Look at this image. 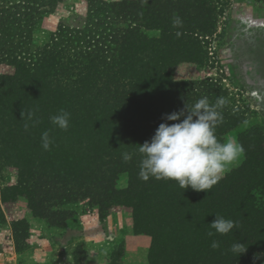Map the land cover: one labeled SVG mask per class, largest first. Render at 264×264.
<instances>
[{
	"label": "trees",
	"instance_id": "trees-1",
	"mask_svg": "<svg viewBox=\"0 0 264 264\" xmlns=\"http://www.w3.org/2000/svg\"><path fill=\"white\" fill-rule=\"evenodd\" d=\"M45 2L0 0V67L18 72L0 73V200H22L30 218L52 224H64L71 217L64 208L82 201L102 215L130 208L135 235L150 239L144 264L264 263L258 128L239 134L245 160L210 192L139 176V145L151 140L164 114L204 96L210 103L227 96L212 81L180 82L173 75L182 64H198L204 39L216 33L213 0H86L85 16H64L55 30L42 32L53 13ZM177 16L182 26L174 27ZM151 25L159 35L145 32ZM61 109L71 114L67 131L51 122ZM27 112L39 123L22 119ZM222 114L216 135L223 141L246 117L228 105ZM45 131L53 141L48 151L41 146ZM124 152L133 153L131 161L124 162ZM12 170L16 181L9 186L5 177ZM217 214L239 228L209 236ZM30 218L12 222L19 253L31 236ZM238 242L247 248L239 256L231 251ZM124 250L118 247L110 264H123Z\"/></svg>",
	"mask_w": 264,
	"mask_h": 264
},
{
	"label": "rangeland",
	"instance_id": "rangeland-1",
	"mask_svg": "<svg viewBox=\"0 0 264 264\" xmlns=\"http://www.w3.org/2000/svg\"><path fill=\"white\" fill-rule=\"evenodd\" d=\"M212 3L217 14L216 33L204 39L199 63L176 67L174 79L216 83L227 92V105L248 121L226 137L238 140L240 133L256 127L264 141V0H213ZM45 5L53 13L42 32L55 30L64 16L74 13L85 16L88 11L86 0H46ZM145 32L159 35L153 25ZM0 73L18 72L2 66ZM3 139L0 134V144ZM244 160L245 157L232 170ZM15 181L16 172L12 170L6 175L5 183L12 186ZM3 187L0 183L1 192ZM0 207L4 217L0 222V264H110L120 246L125 249L123 264L147 261L150 239L135 235L130 208L116 207L102 215L90 202L82 201L64 208L71 216L64 224L61 221L52 224L49 220L30 218L27 204L22 200L12 197L7 202L0 200ZM24 218H30L31 236L26 250L19 253L12 222ZM257 264L264 263L257 260Z\"/></svg>",
	"mask_w": 264,
	"mask_h": 264
},
{
	"label": "clouds",
	"instance_id": "clouds-1",
	"mask_svg": "<svg viewBox=\"0 0 264 264\" xmlns=\"http://www.w3.org/2000/svg\"><path fill=\"white\" fill-rule=\"evenodd\" d=\"M173 26H182L178 16L173 19ZM176 35L179 37L181 33L177 32ZM227 104L228 100L223 96L217 97L214 103H210L208 97L204 96L191 107L164 114V122L159 124L151 140L139 145L140 178L144 181L149 178L175 181L184 190L191 188L196 192H210L245 156V149L236 138L226 137L222 141L216 135L217 127L224 122L222 110ZM25 116L33 121V126L39 123L33 120L34 113H22V119ZM70 117L69 112L61 109L59 114L51 117V122L67 131ZM243 123L247 125L248 121ZM28 128L26 123L25 130ZM52 143L49 132H43L42 148L48 151ZM122 158L124 162H129L133 153L124 152ZM215 216L210 224L215 233L209 232V236L228 235L234 228H239L238 222L218 214ZM219 246V242L213 240L211 247L216 249ZM246 249L239 242L231 246V251L238 256Z\"/></svg>",
	"mask_w": 264,
	"mask_h": 264
}]
</instances>
